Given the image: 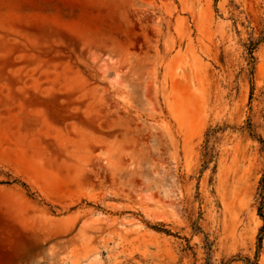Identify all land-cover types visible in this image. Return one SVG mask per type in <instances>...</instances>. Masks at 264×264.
<instances>
[{
	"label": "rangeland",
	"instance_id": "374dc122",
	"mask_svg": "<svg viewBox=\"0 0 264 264\" xmlns=\"http://www.w3.org/2000/svg\"><path fill=\"white\" fill-rule=\"evenodd\" d=\"M261 140L264 0H0V264H264Z\"/></svg>",
	"mask_w": 264,
	"mask_h": 264
},
{
	"label": "trees",
	"instance_id": "16d2710c",
	"mask_svg": "<svg viewBox=\"0 0 264 264\" xmlns=\"http://www.w3.org/2000/svg\"><path fill=\"white\" fill-rule=\"evenodd\" d=\"M262 142H264L263 140H261ZM263 183H264V180H263ZM262 198H263V201L261 203V206L259 207V215L262 217L263 219V222H264V190L262 192ZM264 231V224H263V227L261 229V232ZM259 243L261 244L262 243V235H260L259 237Z\"/></svg>",
	"mask_w": 264,
	"mask_h": 264
}]
</instances>
